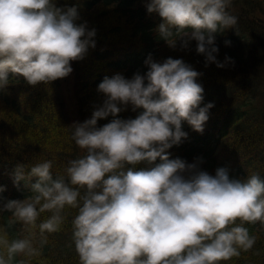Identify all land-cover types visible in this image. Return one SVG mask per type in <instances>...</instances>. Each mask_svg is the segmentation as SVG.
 I'll return each mask as SVG.
<instances>
[{"label": "clouds", "instance_id": "obj_1", "mask_svg": "<svg viewBox=\"0 0 264 264\" xmlns=\"http://www.w3.org/2000/svg\"><path fill=\"white\" fill-rule=\"evenodd\" d=\"M231 4L148 0L147 11L162 18L158 34L170 47L179 41L187 49L195 40L206 66L223 68L234 61L217 60L214 34L237 24L228 11ZM79 19L76 7H58L56 0H0V91L9 73L32 86L67 77L71 62L95 47L96 30ZM145 64L144 75L126 79L117 73L99 83L97 91L106 99L90 119L72 125L71 139L84 154L68 160L63 175L54 177L52 160L36 162L27 174L25 165L16 166L14 183L19 190V182L28 181L31 195L6 203L0 196V214L10 212L35 226L42 213H50L39 224L42 248L44 233L60 231L64 210L75 209L72 241L79 264H220L239 257L257 239L244 224H264V179L258 174L231 178L225 167L211 175L201 170L202 158L170 159L166 150L187 138L182 121L203 132L214 105L200 107L204 89L196 81L202 74L182 59L158 63L149 55ZM129 104L143 112L135 119L115 118ZM109 115L114 119L97 127ZM157 158L161 163L151 169L125 170V164ZM4 190L0 186V193ZM0 245L6 249L0 264L40 254L32 239L9 242L6 232L0 233Z\"/></svg>", "mask_w": 264, "mask_h": 264}, {"label": "trees", "instance_id": "obj_2", "mask_svg": "<svg viewBox=\"0 0 264 264\" xmlns=\"http://www.w3.org/2000/svg\"><path fill=\"white\" fill-rule=\"evenodd\" d=\"M147 3L148 0H56L58 7H76L80 17L77 23L87 21L89 30H96L95 47H89L84 59L71 62L73 71L67 77L49 83L32 86L21 75L8 74L9 83L0 91V186L5 189L0 196L4 203L31 195L25 187L28 181H20L19 190L14 183L18 164L26 166L27 174L36 162L52 160L55 177L64 174L68 160L84 154L71 139L72 125L90 119L95 107L106 99L97 91L99 83L105 76L117 73L126 79L137 72L144 75L149 55L158 63L167 58L182 59L201 73L196 81L204 89L200 107L214 105L208 111L203 132L182 121L181 130L187 138L166 150L170 159L193 163L202 158L201 170L211 175L218 167H225L231 178L243 180L258 174L264 179V0H232L228 11L238 18L237 24L214 34L219 49L217 60L224 63L229 57L234 61L223 68L215 63L206 66L204 55L196 51L195 40L187 49L181 48L179 41L175 48L170 47L158 34L162 18L156 12L149 13ZM142 112V108L134 111L129 104L115 118L135 119ZM112 119L109 115L98 120L97 127ZM159 163L157 158L151 163L125 164V170L151 169ZM49 215L42 213L32 226L17 221L10 212L0 214V233L6 232L9 242L29 238L40 251L33 257L17 255L12 264H79L72 241L76 210H64L61 230L45 232L47 243L41 248L39 224ZM244 226L257 237L255 245L220 264H264V224ZM0 254L6 258L2 245Z\"/></svg>", "mask_w": 264, "mask_h": 264}]
</instances>
